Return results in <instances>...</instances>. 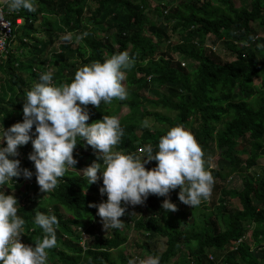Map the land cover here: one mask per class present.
<instances>
[{"label":"trees","instance_id":"16d2710c","mask_svg":"<svg viewBox=\"0 0 264 264\" xmlns=\"http://www.w3.org/2000/svg\"><path fill=\"white\" fill-rule=\"evenodd\" d=\"M239 1L180 0L167 14L155 6L149 21L148 0L7 1L12 39L0 57V182L8 176L11 185L0 188V217L32 231L50 264H137L120 250L130 228L142 235L135 244L151 264H264V176H246L264 157V0ZM60 25L71 36L49 53L52 68L38 72ZM194 42L218 46L231 59ZM112 63L125 71L127 88L142 80L143 87L123 90ZM46 71L55 86L47 84ZM121 105L128 112L115 119ZM209 142L216 168L201 172ZM98 153L108 167L103 192L102 174L87 171V156ZM182 165L192 183H208L207 195L203 188L189 197L177 192ZM151 173L155 183L143 184L137 195L139 175ZM233 173L243 177L239 189L230 185ZM26 178L31 194L22 192ZM127 184L132 191L124 190ZM184 199L210 211L187 208L191 216L182 222L165 215ZM157 236L165 242L160 253L151 247ZM12 237L10 227L0 226V264H38L19 248L4 249Z\"/></svg>","mask_w":264,"mask_h":264},{"label":"rangeland","instance_id":"374dc122","mask_svg":"<svg viewBox=\"0 0 264 264\" xmlns=\"http://www.w3.org/2000/svg\"><path fill=\"white\" fill-rule=\"evenodd\" d=\"M234 2H235L236 6H238L240 4L239 0H234ZM148 3H149V5L145 9L147 21L155 19L156 15H155L154 5L157 3V0H148ZM55 24L58 25L57 20H56ZM59 30H60V32H59L60 38H57V41L52 45V47L48 48L45 52L42 53V55L39 58L41 63L34 67V69L36 71L40 72L41 70H44L45 68L50 70L52 68V66H51L50 61H49V53L57 50V42H62L65 39L68 40L70 38V36H71L70 33L64 34L65 31H64L63 26L60 25ZM260 33L264 36V30H261ZM65 35H66V37H65ZM174 37L172 38V40H176V38H174ZM16 45H17V41L13 40V42H11V48L13 49ZM215 53L219 57L224 56V57H222V59H226V60L231 59L229 54L228 55L227 54L224 55L223 53L220 54L218 52V49H217V51H215ZM112 66H113L112 67L113 69L111 70V75L114 79H119V80L121 79L123 81V90H125L127 92H135V91L140 90L143 87L144 81L142 80L139 84L131 85L130 87L127 88L126 83L124 82L125 76H126L125 71L124 70L119 71V67L117 66V64L112 63ZM186 66L188 67V65H186ZM1 75H4V72L0 68V76ZM97 75L99 76L100 72ZM154 86H156V84H154ZM157 91L159 93H165V88L160 87V88H158ZM159 111H161V113L166 112L164 109H161V108H159ZM127 112H128V108L125 105H121V106L116 108V110L113 112L112 115H114L115 119H117V118H121ZM146 122H147V124H150L152 128L154 126H158L157 123L153 122V120H151V119H147ZM165 128H166V125H165ZM182 133H183V135L180 138V142H181L180 144L183 148H186L188 146V143H189V138L187 136V130L182 129ZM1 136H2V132H0V137ZM49 141H50V144H52L54 146L56 145L55 143H53L52 140H49ZM96 156H98L100 159L102 158V155H98V154H90L89 156H87V159H88L87 171L92 172V173H100V174H102V176L107 175V173H108L107 168H105V170H101V168L99 166L101 163V160ZM217 158H218L217 150H215L213 142H209V149L207 150V152L202 157V167H201L200 171L207 169L209 165L212 167H215ZM240 158H241V160H245L246 154L245 153L241 154ZM97 159L99 160V162ZM254 174H259V177L261 175L264 176V157L259 158L257 161V164L255 166H253L250 170H248V172L246 173L248 180L251 181V180H253L252 178H255L258 180L259 177L256 178V176ZM230 175H233L235 177V180L230 185L232 187H236L238 189L241 188V186H242L241 182H242L243 177L239 174H234V173L230 174ZM29 180L30 179H28V181ZM224 180H225V178L223 180H216V182H218V185H220V184L224 185ZM155 181H156V176L154 173H151L149 175H143V174L139 175L137 182H139V185H143V184L144 185H152L153 183H155ZM25 183L26 182H24V184L22 185L24 187L22 189V192L23 193L25 192L27 194H31V191H30L31 189L26 187ZM6 185H8V184H5L4 188L5 187L7 188ZM188 185H189L188 182L185 185H184V183L182 185L180 183V186L178 185L177 192L179 193L180 191L184 190L183 194L190 195L192 193V190L203 188L204 193H206L207 190H209V185L206 182L198 183L196 185V187H191V188L188 187ZM123 188H125V187H123ZM170 188H171L170 186L166 185L163 192H167ZM124 193L125 192L123 191L121 196H123ZM131 202L134 203L133 200ZM209 203H211V202H209ZM197 205L198 204H192V206H190V208H188L191 213H192V210L195 206H196V208L194 209V214H196V215L204 214L203 212L208 213L210 211V208L206 209L201 204H199V206H197ZM236 205H238V202L236 203ZM2 207L0 206V209ZM188 209H187V207L182 206V203L176 202V203H173L169 207L166 208L165 215L170 216L172 219H174L177 222H182L183 220L187 221L189 219V217L191 216ZM200 217L203 218V216H200ZM110 218L114 219L115 213L112 212V214H110L109 216L104 218L101 226L105 230H106V228H110V225L113 222V220ZM5 220L8 222V227H10L12 229V234H13L12 241L10 244L3 243L2 246L4 247L5 250H7L9 252L10 250H13L15 248H19V250H21L22 252L27 253L29 258L33 262H35V263L38 262V264H40V263L50 264L49 263L50 260L48 259V257H46V256L44 257L43 255L39 254L38 247L34 243V237L32 235V231L26 230L22 225H19L18 219L16 220L15 224H12V220L10 218H8L7 216H6ZM183 226H185V224H183ZM247 239H249L248 243L252 244V239H250L249 236ZM154 241H155L154 245H151L152 250L157 251L158 253L162 252L165 248L164 238L157 236V237H155ZM139 242L141 243L142 239L138 235V233H135L133 230L128 229L127 242L120 248V250L124 254L132 256V258H135V256L140 257V263L139 264H151L147 254L143 250H141L140 248H138L136 246L135 243H139ZM120 250L114 251V254L121 252ZM182 253L185 254V252H181L180 254H182ZM254 254L256 256H258L257 252L256 253L254 252ZM9 256L10 255L8 253L5 256H3L2 258L4 259V261H6V260H8ZM24 260H25V264H32V262L30 263L26 259H24ZM176 262L177 261H173V262L171 261L172 264H176Z\"/></svg>","mask_w":264,"mask_h":264},{"label":"clouds","instance_id":"9594fccd","mask_svg":"<svg viewBox=\"0 0 264 264\" xmlns=\"http://www.w3.org/2000/svg\"><path fill=\"white\" fill-rule=\"evenodd\" d=\"M199 2L200 1H202V0H198ZM178 2H180V0L178 1V0H171V2L168 4V2H167V0H157V3L154 5V7L155 6H157V7H160L161 8V10H163L162 11V13L163 14H167L169 11H170V9L171 8H174V7H176V5L178 4ZM18 19V18H17ZM21 19V18H20ZM21 22H22V19H21ZM18 24H20V23H18ZM71 34V33H70ZM175 36V37H174ZM65 37H66V35H65ZM176 38V35H173L172 37H171V40H172V38ZM177 40V39H176ZM176 40H173V41H176ZM194 44H196L197 46H205L207 49H210V50H212L213 52H215V50L218 48V46L216 47V46H214V45H210V44H206V45H203V44H201L200 42L198 43V42H194ZM10 47H11V45H10ZM173 57H174V59L175 60H177V61H179V63H180V65L182 66V67H186V62H185V60L184 59H181L179 56H177V54H175V55H173ZM3 58V57H2ZM183 63V64H182ZM99 69V68H98ZM46 73H47V75H46V82H47V84L50 86V85H54L55 86V84H54V81L52 80V79H50V77H49V75H48V71H46ZM1 138V140H2V136L0 137ZM78 150V149H77ZM144 151V148L143 147H138L137 148V152H138V154H140V153H142ZM206 153V152H205ZM204 153V154H205ZM98 155H102V158L100 159L101 160V163H100V168H101V170H105V168H107L108 169V167H107V165H106V161L104 162L103 161V157H104V154L103 153H98ZM204 156V155H203ZM201 162H202V159H201ZM132 163H134V162H132ZM182 168H183V171H182V173H183V175H184V178L182 179H179L178 180V182H177V186L179 185L180 186V183H181V185L184 183V185L188 182L189 183V185H188V187H196V185L198 184V183H202L203 181H199L197 184H194V183H192V180H191V178H190V176L189 175H187L186 174V172H185V168H184V166L182 165ZM214 168H216V166L215 167H212V166H208V168L207 169H205V170H208V169H214ZM205 170H201V172L202 171H205ZM248 170H250V169H248ZM248 171H246V173H247ZM1 173H2V171H1V167H0V175H1ZM229 178H230V176H229ZM0 179H1V176H0ZM6 180L8 181V183H5V184H10L11 185V179H10V177H6ZM254 180H256V179H254ZM25 184L26 185H30V180L28 181V178H26L25 179ZM101 185H100V189L102 190V192L104 191V188H105V186H106V175L105 176H102V178H101ZM242 183V182H241ZM0 184H1V182H0ZM208 184V183H207ZM4 185L3 184H1V186H0V188H4L3 187ZM15 187V186H14ZM23 187V186H22ZM125 188V191H128V192H130V191H132L133 190V185L132 184H127L126 186H124ZM187 187V186H186ZM142 185H139V187L137 188V192H136V194L137 195H139L140 194V192L142 191ZM7 188L5 187V190H6ZM200 191V189H196V190H192V195L194 194V193H197V192H199ZM190 194V195H191ZM205 193H204V191H203V189L201 190V195L203 196ZM209 194V193H208ZM190 195H186V197H189ZM205 195H207V194H205ZM200 200H201V197L199 198ZM206 200H207V198H206ZM22 202V201H21ZM20 202V204H23V202L21 203ZM180 203H182V206H184V207H186L187 206V208H190V206H192V204H195V203H186V200L184 199V201L183 200H181V201H179ZM178 202V203H179ZM174 203H176V202H174ZM173 204V203H172ZM170 206V205H169ZM168 206V207H169ZM2 209V208H1ZM0 209V214L2 213V211L3 210H1ZM0 226L2 227V229H4V228H6V227H8V222L5 220V218H2V217H0ZM130 230H132L131 228H130ZM140 237L142 236V235H139ZM244 239V237L242 236V237H240V238H238L236 241H235V245L236 244H238V243H240L241 242V240H243ZM11 241H12V238H11V240H10V242H9V244L11 243ZM209 258L210 259H213L212 258V256H209ZM135 261H136V263L137 264H139L140 263V257H137V256H135Z\"/></svg>","mask_w":264,"mask_h":264},{"label":"built area","instance_id":"2783aa9c","mask_svg":"<svg viewBox=\"0 0 264 264\" xmlns=\"http://www.w3.org/2000/svg\"><path fill=\"white\" fill-rule=\"evenodd\" d=\"M7 1L0 4V57L3 58L7 56L9 43L12 39V24L7 17ZM16 22L21 23V19H16ZM3 191H5V188H3Z\"/></svg>","mask_w":264,"mask_h":264}]
</instances>
